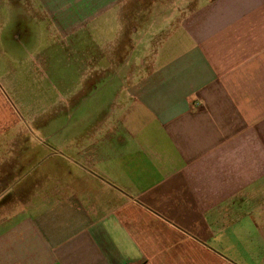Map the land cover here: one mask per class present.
<instances>
[{
	"label": "crops",
	"instance_id": "obj_1",
	"mask_svg": "<svg viewBox=\"0 0 264 264\" xmlns=\"http://www.w3.org/2000/svg\"><path fill=\"white\" fill-rule=\"evenodd\" d=\"M36 1L109 79L43 102L0 30V264H264V0Z\"/></svg>",
	"mask_w": 264,
	"mask_h": 264
},
{
	"label": "rangeland",
	"instance_id": "obj_2",
	"mask_svg": "<svg viewBox=\"0 0 264 264\" xmlns=\"http://www.w3.org/2000/svg\"><path fill=\"white\" fill-rule=\"evenodd\" d=\"M33 1L34 9L28 8L23 1L15 0L7 4V8L3 4L0 13L3 24H8L7 29L0 28L1 33L8 31V35L5 36L9 39L2 45V50L17 57L11 62L13 68L26 70V75L21 78L28 86L27 92H32L30 95L35 97L38 88L43 86L41 91H43L44 102L56 100L59 85L105 84L109 79V74L104 71L105 74L102 76H94L89 66L86 67L84 61L81 60L79 50L86 48L91 40L98 42L99 47H105L104 41L110 38L109 34L112 31L111 20L105 16L99 20L100 25L93 21L92 23L87 22L82 27H76L75 24L71 25L73 22L68 21L69 16L64 14L62 17L63 12L57 11L52 14L43 11L37 1ZM105 4L106 0H98L99 13L105 8ZM92 12L93 10L89 9L86 12L81 11L80 14L87 18ZM84 20L82 18L81 21L76 22ZM19 21L24 24V27L13 26ZM58 21L63 28L58 27ZM158 27L159 25L156 28ZM137 30L138 32L143 31L140 28ZM151 35V32L140 34L142 36L141 47L135 48V56L149 50ZM2 67L3 69L9 67L4 59ZM113 83L120 82L115 80Z\"/></svg>",
	"mask_w": 264,
	"mask_h": 264
}]
</instances>
